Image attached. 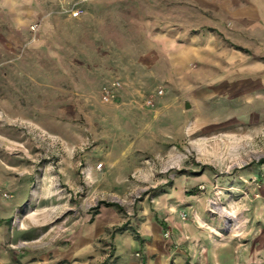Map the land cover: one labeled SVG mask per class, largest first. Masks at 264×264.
I'll return each instance as SVG.
<instances>
[{
    "label": "rangeland",
    "instance_id": "rangeland-1",
    "mask_svg": "<svg viewBox=\"0 0 264 264\" xmlns=\"http://www.w3.org/2000/svg\"><path fill=\"white\" fill-rule=\"evenodd\" d=\"M226 2L0 0V264H119L142 208L264 264V32Z\"/></svg>",
    "mask_w": 264,
    "mask_h": 264
},
{
    "label": "crops",
    "instance_id": "crops-1",
    "mask_svg": "<svg viewBox=\"0 0 264 264\" xmlns=\"http://www.w3.org/2000/svg\"><path fill=\"white\" fill-rule=\"evenodd\" d=\"M101 1V0H96ZM211 8V6L209 5ZM221 14L224 16L222 19L215 20L213 23H223L226 20L232 19L246 22L251 19L256 22L258 33L264 32V0H253L252 4L246 5H233L230 2L220 4L218 7ZM72 19V18H70ZM237 21V23H239ZM221 29L220 26L216 25ZM261 39H264L262 37ZM0 162V167H1ZM1 186V183H0ZM108 208V207H105ZM112 215L111 212H108ZM142 217L135 226L136 233L132 234L130 229H127L123 234L126 235L127 240L125 243L131 244L132 252L125 249L120 250V244L117 245L118 252L121 256L119 264H191L190 254L194 252V238L191 233L196 232L194 226L182 223L176 217H168L170 222L167 227L172 231V236L168 239L162 238V222L154 220V216L146 208H142L139 212ZM168 220V221H169ZM7 219L3 218L2 210L0 209V230L4 226ZM201 234L202 232L199 231ZM138 236V237H136ZM131 241V243H128ZM207 241L206 252L197 259L198 264H227L226 256L222 255L217 246L211 250L210 241ZM124 243V245H125ZM179 244L177 249H171L170 245ZM126 244V245H127ZM206 246V245H205ZM124 248V247H123ZM140 250L142 252V259L137 257L133 252ZM195 258L192 259V262Z\"/></svg>",
    "mask_w": 264,
    "mask_h": 264
},
{
    "label": "built area",
    "instance_id": "built-area-1",
    "mask_svg": "<svg viewBox=\"0 0 264 264\" xmlns=\"http://www.w3.org/2000/svg\"><path fill=\"white\" fill-rule=\"evenodd\" d=\"M71 15H72V17H77V16L80 15V11L79 10L72 11ZM117 85H119V82L118 81H114L112 83V86L111 87L105 86V88H104V92H105L104 97H105L106 100H109L111 98V96H113V88L116 87ZM150 101L151 100H149V102ZM185 216H186V214L184 213L183 214V217H185ZM165 234L167 236H169V230L168 229L166 230V233Z\"/></svg>",
    "mask_w": 264,
    "mask_h": 264
},
{
    "label": "trees",
    "instance_id": "trees-1",
    "mask_svg": "<svg viewBox=\"0 0 264 264\" xmlns=\"http://www.w3.org/2000/svg\"><path fill=\"white\" fill-rule=\"evenodd\" d=\"M263 162H264V160H260V161H259V163H263ZM99 203H100V204L105 203V205H107V206H111V205H113V206H117V207H119L118 204H117V203H114V202H104V201L100 202V201H99Z\"/></svg>",
    "mask_w": 264,
    "mask_h": 264
},
{
    "label": "water",
    "instance_id": "water-1",
    "mask_svg": "<svg viewBox=\"0 0 264 264\" xmlns=\"http://www.w3.org/2000/svg\"><path fill=\"white\" fill-rule=\"evenodd\" d=\"M185 107H186V108H189V107H190V103H189V102H186V103H185Z\"/></svg>",
    "mask_w": 264,
    "mask_h": 264
}]
</instances>
